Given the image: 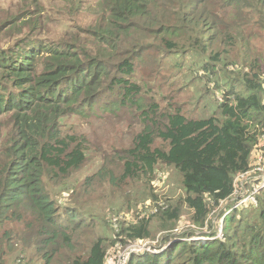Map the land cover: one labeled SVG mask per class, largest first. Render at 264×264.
<instances>
[{"label": "trees", "instance_id": "trees-1", "mask_svg": "<svg viewBox=\"0 0 264 264\" xmlns=\"http://www.w3.org/2000/svg\"><path fill=\"white\" fill-rule=\"evenodd\" d=\"M96 4L89 22L73 20L51 38L43 35L48 20L40 0H20L0 16V119H7L5 126L0 120V264H105L113 243L156 231L155 251L128 264H264V186L256 204L222 216L264 136V0ZM166 64L201 73L195 77L218 111L193 118L174 102L159 107L138 73ZM94 112H131L133 134L80 180L89 142L63 121ZM158 165L176 170L182 196L160 202L151 193L155 211L120 222L110 245L85 232L94 184L123 194L120 184L149 182ZM185 209L188 224L178 229ZM216 209L223 234L210 239L219 226L208 225Z\"/></svg>", "mask_w": 264, "mask_h": 264}, {"label": "rangeland", "instance_id": "rangeland-1", "mask_svg": "<svg viewBox=\"0 0 264 264\" xmlns=\"http://www.w3.org/2000/svg\"><path fill=\"white\" fill-rule=\"evenodd\" d=\"M75 1H78L76 3L78 7L75 6L70 9L69 5L63 6L66 0H40L41 5L45 7L42 13L47 18L44 20H48V30L43 32L45 38H51L55 36V33L63 32L73 20L84 23L89 22L95 16L96 3L99 0ZM17 2H20V0H0V16L8 12ZM12 9L15 8L12 7ZM15 10H12V12ZM180 72L178 73L169 64H166L162 69L158 70V73L151 66L141 67L138 75L144 82L149 84V88L144 84V89L149 90V94L156 98V101L159 102V107H163L167 102H174L181 105L185 115L193 118L208 117L213 111H216L217 107L212 97L208 95L209 93L205 95L203 80L195 77V74L200 76L201 73L194 74L192 70ZM217 98L219 99L220 97L217 96ZM129 113L132 114L131 112ZM129 113L119 112L117 116H107L104 114L97 115L94 112V114H90L91 116L88 115L87 117H78L76 115L64 119L63 126L65 129L83 132L89 142L88 160L83 168L76 173L77 178L82 180L86 175L92 174L97 169L99 162L112 156V150L126 146L133 134V121ZM0 120L5 126L7 119L3 117ZM263 179L264 136L259 139L253 148L249 172L236 178L235 192L227 203V208L222 216L224 217L225 214H228L234 208L244 206L240 203L241 200L251 194L254 188L259 190L264 186L262 185ZM146 180L143 178L120 184V186L123 185V194L115 192V186L109 185L107 182L94 184V190L89 196L91 205L89 208L86 207L88 210L93 211L94 214L89 217L88 221L87 227H91V229H85V232L92 230L90 234L92 237L101 234V236L108 239L110 245L113 243L114 232H117L120 222L129 221L137 211H143V214H145V210L148 213L154 212L152 210L155 206H153L151 201V193L158 196L161 199L160 202H163V199L176 200L183 195V190L180 186V176L171 166L158 165L150 181L147 182ZM57 199L58 204H67L69 201H66L65 196L60 195H57ZM80 201L83 204L87 202L86 200ZM142 202L143 204H141ZM255 202L252 203L255 204ZM224 206L223 204L220 208L222 209ZM217 214L218 209L212 212L208 225L210 223L215 224V222L219 224L222 221V217L219 218ZM188 215L189 210L185 209L184 215L179 221L178 229H182L188 224ZM91 217L97 221L96 229L94 227L95 223L92 225ZM98 218L101 219L100 223ZM217 229L216 236L208 238H221L223 231L220 224ZM93 230L95 233H93ZM152 230L155 229L152 228ZM203 231L211 233L212 230L205 228ZM158 232L156 231L150 238L148 237L142 241L136 240L133 243L130 242V244H122L120 241L113 243L107 249L105 264H128V260L133 255H140L147 251L154 252L159 246L161 238ZM7 261L10 263L14 261V258L8 255Z\"/></svg>", "mask_w": 264, "mask_h": 264}, {"label": "built area", "instance_id": "built-area-1", "mask_svg": "<svg viewBox=\"0 0 264 264\" xmlns=\"http://www.w3.org/2000/svg\"><path fill=\"white\" fill-rule=\"evenodd\" d=\"M249 172V170L247 171V172H245V173H243V174H241V175H245V174H247ZM240 176V175H239ZM238 177V176H237ZM236 177V178H237ZM236 180V179H235ZM262 185H264V179H263V183H262ZM255 189H258V188H254V191L251 193V194H249L248 196H246V197H244L242 200H241V204H248V203H252V202H255V198H256V193H257V191L258 190H255ZM255 204H256V202H255ZM152 211H155V208L152 210ZM203 241H205V238H201ZM140 241H142V240H140ZM133 242H135V241H133ZM133 242H131V243H133ZM130 244V243H129Z\"/></svg>", "mask_w": 264, "mask_h": 264}]
</instances>
